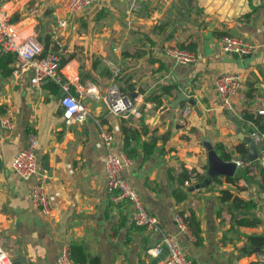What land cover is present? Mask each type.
I'll use <instances>...</instances> for the list:
<instances>
[{"label":"crops","instance_id":"1","mask_svg":"<svg viewBox=\"0 0 264 264\" xmlns=\"http://www.w3.org/2000/svg\"><path fill=\"white\" fill-rule=\"evenodd\" d=\"M132 3L139 9L127 25L125 10ZM0 6L21 37L33 35L42 50L57 51L67 60L61 73L89 112L84 123L66 125L60 86L54 92L43 83L37 90L25 78L12 88L0 74V117L10 109L14 123L10 134L0 128V245L15 264H57L70 242L82 245L102 264H152L148 250L159 235L133 225L130 208L121 213L107 192L100 126L112 133L116 153L123 152V128L138 131L139 139L131 140L137 157L123 175L163 233L176 237L193 264H261L264 242L250 239H264L259 171L248 174L238 166L233 182L218 177L191 191L193 183L180 203L172 190L181 167L206 175V140L212 146L222 143L231 160L241 156L238 145L247 146L241 137L250 136L251 128L243 115L264 108V0H97L75 16L68 15L64 0H0ZM32 7L35 14L28 11ZM56 18L67 24L54 37L49 30ZM222 35L241 37L255 49L246 56L224 52ZM168 46L189 47L195 62L174 64L165 54ZM108 59L121 64L116 84L135 92L139 116L109 112L104 99L112 83ZM225 73L242 79L231 97L233 112L219 108L214 88L215 78ZM165 85L174 87L171 96L162 95V106L186 88L193 103L186 100L160 112L149 97ZM29 132L37 137L38 173L22 180L11 163ZM152 137L156 147L142 160L141 144ZM38 179L44 182L53 219L44 217L30 199ZM221 190L229 194L225 201ZM236 198L250 204H237ZM181 211L194 213L200 239L179 230L174 215ZM19 258L24 261L16 262Z\"/></svg>","mask_w":264,"mask_h":264},{"label":"built area","instance_id":"2","mask_svg":"<svg viewBox=\"0 0 264 264\" xmlns=\"http://www.w3.org/2000/svg\"><path fill=\"white\" fill-rule=\"evenodd\" d=\"M97 0H64V8L69 16L79 14L85 8L93 5ZM139 9L137 3H132L125 10L126 24L130 25L131 18ZM30 14L37 12L36 7L28 9ZM67 20L64 18H56V24L50 27L49 33L56 37L59 30L66 27ZM220 46L224 52L237 54L238 56L249 55L255 45L251 42L232 35H222L220 37ZM12 53L14 61L12 70L6 81L10 87H14L25 78L29 84L39 90L42 83L47 80L54 81L60 86L64 95L60 98L62 106V118L66 125L72 123H84L89 112L83 106L81 101L71 92L68 83L64 80L61 73V65L59 56L56 53L48 52L41 55L42 47L35 36L28 35L21 37L15 24L10 21L2 6H0V54ZM165 54L171 58L174 64L188 65L196 60L193 52L176 46H168L165 49ZM110 72L112 83L107 88L104 99L108 104L110 113L127 117L129 115L139 116L141 110L137 108L136 100L129 96V93L122 91L116 84V80L122 73L120 63L108 59L105 61ZM242 87V79L239 74L225 73L218 75L214 80V88L217 93L218 106L220 109L228 112H233V104L231 101L234 95ZM81 88V87H80ZM79 88V89H80ZM89 88L88 92L94 94L95 98H99V94L93 93ZM152 103H147V107H151ZM185 113L188 108L184 109ZM256 115L261 116L264 123V108L257 109ZM251 128L250 136L255 141L256 145L264 140V131H260L256 124L248 120L245 122ZM0 128L7 134H10L14 128L13 115L10 109H7L0 117ZM99 135L105 145V182L107 192L113 201L121 202L126 200L130 208V220L136 226H141L154 234H158V240L148 250L152 257H158L164 247L167 248L166 256L157 262V264H193L181 249L176 237L163 233L156 216L149 213L141 201L137 192L132 188L123 175V170L132 160L125 153H116L112 150L113 135L110 131L100 126ZM37 137L34 132H29L25 145L13 157L11 168L13 173L22 180H27L38 173V163L36 157ZM237 167L244 169L248 174H255L259 171V167L264 166V150H259V155L256 160H234ZM30 199L39 209L40 213L48 218L53 219V213L50 208L49 197L43 180L38 179L33 184L30 191ZM188 216L185 212H177L174 215V220L177 223L179 230L190 234L185 218ZM0 264H15L7 252L0 246ZM57 264H79L74 262L69 255L67 248H64L57 260ZM261 264H264V258L261 259Z\"/></svg>","mask_w":264,"mask_h":264},{"label":"trees","instance_id":"3","mask_svg":"<svg viewBox=\"0 0 264 264\" xmlns=\"http://www.w3.org/2000/svg\"><path fill=\"white\" fill-rule=\"evenodd\" d=\"M187 50H192L189 47H186ZM48 52H53L56 53L59 56L60 59V65L61 67L66 63V59L59 54L57 51H46L42 50L41 55H45ZM14 61V55L12 53H3L0 54V74L4 77H8L11 70L12 66L11 63ZM65 80V79H64ZM66 81V80H65ZM44 83L45 86L52 87V90L54 92H57L59 90V85L55 83L54 81L47 80ZM43 84V83H42ZM173 85H165L161 86L159 89V92H155L149 97V101H152L155 103L157 108L162 107V101L161 97L162 95L166 96H171L172 91H173ZM72 89V87H70ZM122 91L127 92L122 89ZM72 93V90H71ZM128 93V92H127ZM185 101L181 102L180 105H184ZM243 120L246 122L248 120L253 121L258 129L260 131H264V123L262 122L261 116L255 115L251 112H245L243 115ZM124 133H125V138L123 141V152L126 154L127 157H129L131 160L136 159L137 157V151L136 148L131 146V140H137L139 139V133L135 129L131 128H123ZM143 133L145 132L144 129H142ZM142 146V152H143V158L142 160H146L154 151L156 147V139L155 137H152L149 141H144L141 144ZM257 148L259 150L263 149L264 150V140L261 143L257 144ZM214 149L219 157H221L223 160H230L231 155L225 150V147L222 143H216L214 145ZM236 150L238 153L241 155H245L247 153V146H245L244 143H241L240 145L237 146ZM259 173L261 175V178L264 182V167L261 166L259 167ZM205 177L204 173L200 172L197 168H192V169H187L185 167H181L179 173L175 177L176 180V186L172 190V194L174 197V200L177 203L182 202L183 200L186 199L187 197V190L188 188L196 182H199L203 180ZM236 176L234 175L233 177H226L225 181L227 182H233L235 180ZM218 177L213 178L211 182H217ZM229 197V194L226 190H221V201H225ZM234 201L237 204L240 205H247L250 204L249 202H243L242 200L239 199H234ZM117 206L119 207V210L121 213L125 212L126 206H128V202L126 200L117 202ZM182 213V211L180 212ZM127 214V212H125ZM125 219V215L123 216V220ZM186 225L188 226L189 231L195 236V238L200 239V226L197 218L195 217L193 212H190V214L185 218ZM247 223V222H245ZM134 225V224H133ZM136 226V225H135ZM141 227V226H138ZM252 242L257 240L259 243H263L264 239L263 238H250ZM69 255L70 258L79 264H102L99 257H89L82 245L76 243V242H70L69 247H68Z\"/></svg>","mask_w":264,"mask_h":264},{"label":"water","instance_id":"4","mask_svg":"<svg viewBox=\"0 0 264 264\" xmlns=\"http://www.w3.org/2000/svg\"><path fill=\"white\" fill-rule=\"evenodd\" d=\"M189 89L186 88L183 92L178 94L173 100H171L166 105H163L160 109V112L166 110L167 108H174L178 106L183 101H188L193 103L191 98L187 97V93ZM64 95V92H61L60 97ZM129 96L133 98L135 96V92L129 93ZM241 140H243L247 144V153L245 155H241L238 159L239 160H248L254 161L257 159L259 152L257 145L251 136L242 135ZM204 145L207 150V169L206 175L203 180L195 183L193 186L189 188V190L199 189L209 185L213 178L216 177H233L235 175V171L237 169V164L234 160H223L219 157L212 146L207 140L204 142ZM167 254V248L164 247L162 253L158 256L153 258L152 264H157L159 260H162L164 256ZM24 258H19L16 262H23Z\"/></svg>","mask_w":264,"mask_h":264},{"label":"rangeland","instance_id":"5","mask_svg":"<svg viewBox=\"0 0 264 264\" xmlns=\"http://www.w3.org/2000/svg\"><path fill=\"white\" fill-rule=\"evenodd\" d=\"M1 246V245H0ZM2 247V246H1Z\"/></svg>","mask_w":264,"mask_h":264}]
</instances>
